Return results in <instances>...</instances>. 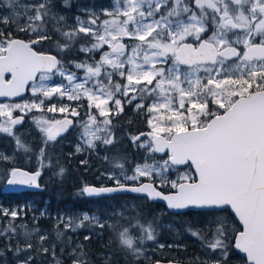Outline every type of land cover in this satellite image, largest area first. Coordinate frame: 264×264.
Here are the masks:
<instances>
[{
	"label": "snow or ice",
	"instance_id": "1",
	"mask_svg": "<svg viewBox=\"0 0 264 264\" xmlns=\"http://www.w3.org/2000/svg\"><path fill=\"white\" fill-rule=\"evenodd\" d=\"M114 3L112 10L100 13L108 18L101 20L97 16L82 21L76 17V25L65 31V18L54 13L52 0L26 4L7 0L10 14L0 15V97H20L30 92L34 99L30 103H0V134L15 141L11 155L0 152V163L14 164L22 150L35 155L38 164L32 172L15 166L5 169L10 177L7 184L40 188L41 171L53 166L50 143L57 142L70 127L81 129L77 153L95 149L97 142L115 146L112 118L124 111L125 103L135 102V110L149 115L151 130L131 136L130 140L146 153H164L167 158L157 161L149 156L132 167L131 175H125V163L119 161L127 162V158L114 156L112 169L104 174L113 186L85 185L80 194H145L148 199L166 202L167 208L177 214L191 209L214 213L231 209L242 223V231L234 229L222 216L208 221L205 229H185L201 241L206 255L214 257L200 264H231L234 249L246 254L249 264H264V0ZM51 32L65 40L63 44L56 42L60 51L84 39L86 43L80 44L79 51L93 56L100 53V59L90 56L72 62L76 69H83V75H78L57 55L44 50ZM19 33L28 39L19 38ZM106 45L108 50L104 51ZM6 75L10 78L6 79ZM57 76L61 79H54ZM120 97L125 98L124 102ZM53 98H86L90 110L87 119L46 118V113L80 116L76 108L66 105L50 103L45 107V101ZM210 103L222 113L214 111ZM93 109L95 114L91 113ZM33 112L40 113L31 116L42 134L38 150L22 140L23 134H17V126H22L25 116ZM179 166L188 171L170 179L169 170H178ZM64 171L61 167L58 175ZM154 177L158 183L153 182ZM142 178L149 182H141ZM161 186L174 191L165 194L159 190ZM0 215L15 221L26 213L23 208H0ZM117 216L123 218V213L113 210L112 217ZM57 220L65 231H75L85 222L105 227L100 217L87 212L75 228L72 217L61 215ZM129 221L117 233L118 244L138 261L145 256V241H156L158 225L155 219L144 223L130 217ZM107 226L113 228L112 224ZM33 235L39 241L35 245ZM63 235L56 232L57 239ZM19 236L12 223L0 228V237L6 241V250L17 258L16 264H34L42 257L64 264L55 244L45 246L48 236L40 234L38 228L31 232L25 229L23 247ZM173 246L180 247L168 245ZM2 255L4 250H0ZM116 255L109 252L104 264H115ZM68 256L72 264H91L82 244L71 248Z\"/></svg>",
	"mask_w": 264,
	"mask_h": 264
},
{
	"label": "rangeland",
	"instance_id": "2",
	"mask_svg": "<svg viewBox=\"0 0 264 264\" xmlns=\"http://www.w3.org/2000/svg\"><path fill=\"white\" fill-rule=\"evenodd\" d=\"M53 1V0H52ZM32 2V0H19L20 4H26V3H30ZM71 4L72 1L71 0H65L62 3V6L60 4L59 9L58 10H53L54 13L58 16H63L65 18V23L67 25V27H65L63 30L68 31L70 30L72 27H74L76 25V17H79L82 21L83 20H89L92 18H95L97 16L100 17V19H105L108 17H104V16H100V13H102L105 9L108 10H112L115 7V3L114 0H100L97 3L95 1H93L90 4H86V5H80L75 12H72L71 9ZM7 5V0H0V15H9L10 14V9H8ZM17 11H20V9H17ZM79 12H85V16L81 15ZM99 23V20H98ZM51 35V33H50ZM21 38H24L23 36H21ZM26 39V38H24ZM78 40V39H77ZM126 43L128 42L127 40L125 41ZM44 50L46 51H50L51 49L50 47H44ZM108 50V46L106 45L104 48V51ZM56 54V53H55ZM57 55V54H56ZM58 56V55H57ZM59 58V57H58ZM100 59V53H98V58L97 61ZM90 62V61H89ZM82 71L77 72L78 75H83V69H80ZM72 71V70H71ZM8 78V77H7ZM54 79L59 80L61 79L60 77H55ZM121 83H123V81H121ZM122 99V102H124L123 97H120ZM34 99V97L30 94V92H28L26 94L25 97L23 98H19V99H9V98H0V103H30L32 102ZM50 103H55L58 106L60 105H66L69 106V108H76L79 107L78 105H87V112L89 113V109H88V102L86 100V98H82L80 101H68L66 98L65 99H59V98H53L51 101H45V107L49 106ZM211 105V104H210ZM110 107H112V105H110ZM210 107L213 108L214 111H217L218 113H221L222 110H218L215 109V107L213 105H211ZM127 109L128 113L130 111V114L127 115V118L124 116V124L120 123V120L117 121V127H124L128 128V130L130 131V133H114L117 143L122 142V140H124V142L127 140L128 142H130V137L131 136H136L138 135V130L135 131V129L131 128V124L132 125H138V120H141V122L139 124L142 123H147L148 124V120H149V115L146 113V111L144 110H135V102L132 105H128L125 103L124 106V111L122 113L119 114L122 115L125 112V109ZM78 111V110H77ZM91 113H95V109L91 110ZM32 115H40V113L37 112H33V113H29L28 115L25 116L26 118V122L23 124V126L17 128V134H23L22 135V140L31 148H33L34 150H38L39 147L41 146V141H42V134L40 133V131L38 130V128L36 127V125L33 123L31 116ZM46 118L48 119H60L64 116H70L69 113H65V114H60V113H46ZM147 115V116H146ZM116 117V116H115ZM97 120L99 121L100 119ZM81 131V129H80ZM112 131L114 132V130L112 129ZM121 132V131H120ZM78 140H72L69 138L63 139L61 140L62 143H64V145H66L68 147L67 151H66V155L70 158L72 157H76L79 155H85L84 160L87 161V163H89L90 160V156L91 154H100L98 152V148L101 146V144L99 142H97V147L95 149H87L85 148L84 151L77 153L75 151L76 149V145L78 143H81L80 140V132L78 133ZM142 140L144 139L141 138ZM56 144V143H55ZM100 146H99V145ZM115 144V145H116ZM129 144V143H127ZM132 147H137L136 145H134L133 143H131ZM54 143H50V146H53ZM106 146H101L102 149H105ZM108 147V146H107ZM15 148V141L12 139V137L7 136L6 134H0V152H3L6 155H11L13 150ZM141 149V148H140ZM141 152L143 154H145V156L149 155V153H146L144 149H141ZM155 154V153H154ZM156 155V154H155ZM157 156V155H156ZM160 157V159H157V161H160L162 158L166 159V156H158ZM100 158V156H99ZM101 160H105L103 156H101ZM54 162L59 163V156L58 154H56L54 156ZM152 162V161H151ZM149 162V163H151ZM143 163V162H142ZM12 166L15 167H22V168H26V169H30L31 167L33 169H37L38 164H37V160L34 157V155L32 154H25L22 150L19 151L17 153L16 156V160L14 162V164H8V163H0V208H4V209H13V207L8 206L7 204L4 203V199L2 197V193L5 187V180L8 177V175H6L5 173V169H8ZM95 171L97 170L99 173L96 175V179L101 178L104 180V178H106V173L109 172V168L107 164H104L101 166V171H99V169H94ZM188 171V169L183 168V169H172L169 170V178L170 179H176V177L179 174H183L184 172ZM41 172L44 173H48L49 175H51V177H61L62 175H58L59 171L56 170V168L54 167V165L50 168L46 167L44 168ZM132 173H130L129 175H131ZM126 175V174H125ZM104 177V178H103ZM147 179L148 178H142V180ZM111 181V180H110ZM112 182V181H111ZM153 182L158 183V180L154 177L153 178ZM123 183V181H122ZM161 188L163 190L169 191L171 189L167 188L166 186H161ZM62 197L61 193L57 194V199L59 200ZM146 201L144 198H128V199H123L117 206H116V211L117 212H122L123 213V218L117 216L115 218L112 217V212L108 213L107 212L104 214H98V213H88L89 215H95L100 217V222L101 223H105V226L108 227V224H112L113 228H108L107 229H100L99 227L95 226V224H89L88 222H85L83 227H79V228H75V224L79 223V218L82 216L83 210H77L74 211V213L65 210V209H58L56 211H52L50 212L49 209L47 207H43L41 209V212H44L45 215L41 216L46 217L47 220H49L48 224L51 226V231H55L57 232L58 230H56L57 228L61 227L62 230H64V226L63 224H59L58 225V220L57 217L63 215L65 218L67 217H72L74 220V224L73 227L75 228V231L69 230V236L70 237V241L68 240V243L63 241L64 244H66L67 247H71V248H75L77 245L82 244L84 246V249L87 253H97V255L101 258L106 257L109 252L112 253H116L117 255L115 256L116 261L123 263V264H131L132 263V256L124 253V252H119L114 251V248L111 247L112 244L108 243L107 241L111 242L112 236L110 234V232L113 233H118L120 231V229L122 227H126L129 224V218L130 217H136L139 218L141 220V222L146 223L148 220L145 219L147 218L148 213L147 212H143L141 209V204ZM161 205V204H160ZM162 207H157L156 208V215L159 216V218L161 219L159 221V223L157 224L158 227L160 228H164L165 230H172V232L174 233V235H179V239L177 238V241L171 240V241H159L158 238L159 237H163V235L165 236L166 233H164L162 235V233L160 232L159 229L158 233L159 235L157 236L156 241H145V256L141 257L139 260H143V261H154L155 260H159L156 255H159V253H162L164 248L168 245H180V247H175L173 246L172 248H176L178 249L176 252H178L177 256H175V254H173L175 257V259L177 260H183L185 263H190L193 262L192 264H200V261H205V260H210V259H214V257L211 256V254L206 255L204 249L201 247V241L198 240L197 238L193 237L190 233H188L187 231H185V227H181L180 225H177L176 222L173 221V219L170 217L169 213L167 211V209L165 208L164 205H161ZM191 215V214H190ZM190 215H186V217H192ZM225 215V214H224ZM183 216V215H182ZM197 219H184V221H189L190 224L192 225V223L194 221H197V226H189L192 227L193 229H205L206 228V224L207 221H211L213 220L216 216H223L222 214H213V212H205L201 214L196 215ZM10 219H7L6 217L0 215V228L3 227L5 225V223L9 222ZM201 222L200 225H198V223ZM230 225L233 226V222L228 220L227 221ZM52 223V224H51ZM185 223V222H184ZM169 225H171V227H169ZM91 228H96L94 230H91ZM33 229V228H32ZM32 229L27 228L28 231H32ZM62 232V231H61ZM99 233V235H98ZM45 234V233H43ZM138 233L134 232L133 235H137ZM47 235V234H46ZM48 237H50L49 235H47ZM85 236H90L91 238L89 240H85ZM115 239H118L117 235L114 236ZM52 238L55 240V237L52 236ZM93 242L92 247L90 246V242ZM158 244H164L165 247L164 248H159ZM64 251V249H63ZM157 253V254H155ZM157 258V259H156Z\"/></svg>",
	"mask_w": 264,
	"mask_h": 264
},
{
	"label": "trees",
	"instance_id": "3",
	"mask_svg": "<svg viewBox=\"0 0 264 264\" xmlns=\"http://www.w3.org/2000/svg\"><path fill=\"white\" fill-rule=\"evenodd\" d=\"M65 0H53L52 1V5H53V10H58L59 9V6L61 4L62 6V3L64 2ZM72 1V4H71V11L72 12H75V10L80 6V5H88L90 3H92L93 1H95L96 3L100 0H71ZM81 15H84L85 16V12H79ZM19 37L23 36L24 38L28 39V36H26L25 34L23 33H19L18 34ZM59 41L61 44L65 43V40L63 37H61L58 33H55V32H51V40L47 43L44 44L43 47H50L51 49V52L53 53H56L59 57L60 60H62L66 65H68L69 69L72 70V71H77V72H80L82 70L80 69H76L73 65L72 62H81V61H84L86 59H89V57L91 56L92 58H94L95 60H97L98 58V53L94 54H86V53H82L79 51V47H80V44H83V43H86V41L84 39H78L76 40L71 46L69 49H65L64 51H60L59 48H57L56 46V42ZM38 47V50H39V46ZM91 62V60H89ZM211 104V103H210ZM211 106V105H210ZM87 107H84L83 108V117L82 119H84L85 117H87ZM124 114L123 113L122 115L120 116H117L115 117L114 120H112V123L114 125L113 127V130H114V133H124V131H126V133H130V131L128 130V128L126 127H117V121L120 120V123L124 124L123 120H124ZM147 116V115H146ZM137 121L140 123L141 120H138ZM138 125L136 124L135 125V128L138 130V135L140 133H145L147 131H150V127L147 123H142V124H139ZM121 131V132H120ZM56 143V144H55ZM53 146H49V154L53 157V165L54 167L56 168L57 171L60 170V168L62 167L65 171L63 173V175L61 177H59V180L58 182H54V181H51L50 180V183H49V194H53L56 190L55 186L57 184H61L60 187H62L63 189H74L75 187V192H74V200H76V202L78 203L79 207L81 209H83L84 207L87 206V203L86 201L84 200V196L85 195H81L80 194V190L82 189L83 186H85L86 184H89V183H92V184H97L99 183L98 180L96 179V175L99 173L97 170L95 171L94 169H99V171H101V166L104 165V164H107L108 165V168L109 170L112 169L113 167V163H115V161H112V157L114 156H124L127 158V162L121 160L119 162L121 163H125V174L126 175H129L131 172V169L132 167L135 166V164H138V163H142L145 161L146 158H148L149 156L151 157H154L155 160L157 159H160V157L156 156L154 153L152 154H149L147 156H145V154H143L141 152V149L138 148V147H132L131 143L132 141L130 140V142H128L127 140L124 142V140H122V142H119L118 144H116L115 146H112V145H108V147L106 146L105 149H102L101 145L99 148H98V152L100 154H91L90 156V160H89V163H87L86 165H82L81 164V161L84 160V155H79V156H76V157H68L65 153L68 149V147L66 145H64V143H62L60 140H57V142H55ZM129 143V144H127ZM58 154L59 156V163L57 162H54V156ZM100 156V158H99ZM101 156L103 157H108L109 159L108 160H101ZM34 157L36 158V156L34 155ZM148 162H151V159H148ZM32 169V167H31ZM118 171V170H117ZM104 178V177H103ZM77 180L79 181L77 183L76 186H74V181ZM104 180L106 181V183L108 184H112V182L110 180H108L107 178H104ZM166 191V190H165ZM157 207H162L160 204H157L155 202H150L148 200L144 201L142 204H141V209L143 212H147L148 215H147V220H153L155 219V222L156 224L159 223V221L161 220L159 218L158 215H156V208ZM106 213V212H105ZM170 217L173 219L174 222H176L177 225H180L181 227H185V228H188L189 226H197V221H194L192 223V225H189L190 222L189 221H184V219L188 218V219H194L196 218L197 219V216H196V213L195 212H192L190 216L192 217H186V216H182V215H175V214H169ZM50 229H51V226H50ZM96 228H91V230H94ZM158 229L160 230V232L162 233V235L164 233H166V235L161 238L159 237L158 240L159 241H171V240H174V241H177V238L179 239V235H174V233L172 232V230H165L164 228H160L158 227ZM56 230H59V231H62L64 233V235L60 238V239H57V242H58V246L60 247L61 244L64 246V247H67L66 244L63 243V241L67 242L68 243V234H69V230L65 231V230H62L61 227L57 228ZM107 234H110L112 236V241L109 242L107 241L108 243L112 244L111 247L114 248V251H118L120 250V252L122 253L123 251L121 250V248L119 247V244H118V239H115L114 236H116L117 234L116 233H113V232H110V233H107ZM90 246L92 247L93 245V242L91 241L90 242ZM178 249L176 248H172V247H168L166 246L163 250L162 253H159V255H156L157 258H161L163 260H175V256H177L178 252H176ZM58 252H61V250H58ZM157 254V253H155ZM175 254V256L173 255ZM193 262H190V263H187L186 264H192Z\"/></svg>",
	"mask_w": 264,
	"mask_h": 264
},
{
	"label": "flooded vegetation",
	"instance_id": "4",
	"mask_svg": "<svg viewBox=\"0 0 264 264\" xmlns=\"http://www.w3.org/2000/svg\"><path fill=\"white\" fill-rule=\"evenodd\" d=\"M85 107V105H79V107H77L78 112L80 113L79 117H73L70 115V117L73 118V120H79V121H83L82 120V113H83V108ZM87 107V105H86ZM128 108L125 109V114L124 116L127 118V115L130 114V111L128 113L127 111ZM222 113V111H221ZM95 114V113H93ZM98 119H101L99 116H97ZM117 117V116H116ZM87 119V117L85 118V120ZM115 119V116L112 118V120ZM131 128L135 129V131H137V129L135 128V125L131 124ZM80 132V128L79 126L76 127H72L71 130L69 131V133L65 136L60 138L59 140H63L66 138L72 139L77 141L78 140V133ZM99 145V144H98ZM100 146V145H99ZM85 158V155H84ZM31 170H36V169H31ZM10 177L8 176L5 180V186L7 183V180ZM51 181H56V183L59 180V176L58 177H51V175H49L48 173H44L42 172V176L41 179L39 181L40 184V189L38 190H32V189H28V190H23V191H7L4 187L3 193H2V197L4 199V203L7 204L8 206L13 207V209H20L23 208L24 212L26 213V215H24L22 218H18L15 221H9L7 223H5V226H7L9 223H12L13 225L17 226V232L20 233V236L18 237L20 246L23 247L24 244V237H23V232L25 231V229L30 228V229H34V228H38L40 230V234H47L50 237H48L47 241H45V246H51L53 244L56 245V253L58 256H60L63 261L64 264H72L71 262V258H69L68 253L71 250V247H64L62 244L59 247L58 246V242H57V237H56V232L55 231H51L50 230V225L48 224L49 220H47L46 217H41L40 213H41V209L43 207H47L49 209L50 212L52 211H56L58 209H65L68 210L72 213H74V211L77 210H83V212H87V213H100V214H104V212L110 213L113 210L116 209V206L123 200V199H128V198H135L129 195H112V196H103V197H98V198H93V197H88V196H84V200L87 203V206L84 207L83 209H81L78 205V203L76 202V200H74L73 197L74 196V192H75V187L74 189H63L61 186V184H57L55 186L56 190L53 194H49V183ZM99 183L97 184H93V185H112V184H108L106 183L105 180L98 178L97 179ZM79 181L75 180L74 186L77 185ZM92 183L86 184V185H91ZM61 193L62 197L59 200L57 199V194ZM195 212L196 215L205 213V212H212L210 210H199V211H192ZM192 212H188L185 213L183 216L186 215H190ZM213 214H219V215H223L222 217H224L227 221L230 220L233 222V228L238 230V231H242L243 230V226L239 223V221L237 220V218L235 217L234 214H232V212L230 210H228L227 212H213ZM225 214V215H224ZM34 217H36V219H34ZM7 219H10L9 217H6ZM208 222V221H207ZM50 223V222H49ZM52 224V223H51ZM201 222L198 223V225H200ZM21 225H23L24 227H20ZM1 227V228H3ZM104 229H108V227H104L102 230ZM31 232V231H29ZM52 236L55 237V240L52 238ZM32 242L33 244H37L38 238L36 235H33L32 237ZM64 249L63 253L62 252H58V250ZM0 250H4V255L0 256V264H16V257L13 256V254L11 252H8L6 250V241L0 237ZM231 256V264H249V262L247 261L246 255H242L239 252H237L235 249L233 250V252L230 254ZM23 258V255L20 256V259ZM87 259H89L91 261V264H104V258H101L97 255V253H88V257ZM157 259V258H156ZM159 260H155L154 261H143V260H135L132 257V263L131 264H154L157 261H162L163 259L158 258ZM171 260V259H169ZM177 261H182L183 260H177ZM185 263V262H184ZM34 264H54V262L52 261V259L50 257H42L39 260H37L36 262H34ZM115 264H123L120 263L118 261H116L115 259ZM186 264V263H185Z\"/></svg>",
	"mask_w": 264,
	"mask_h": 264
},
{
	"label": "water",
	"instance_id": "5",
	"mask_svg": "<svg viewBox=\"0 0 264 264\" xmlns=\"http://www.w3.org/2000/svg\"><path fill=\"white\" fill-rule=\"evenodd\" d=\"M19 38H21V37H19ZM21 39H24V38H21ZM51 54L56 55V54L53 53V52H51ZM57 58H58V56H57ZM58 59H59V58H58ZM7 77L10 78V75H6L5 78L8 79ZM29 84H31V82H29ZM27 93H28V92L22 93L20 97H10V98H9V97H0V98L19 99V98H23V97H25ZM62 118H64V117H62ZM62 118H60V119H62ZM67 118L73 120L72 117H68V116H67ZM25 122H26V118H25ZM25 122H24V123H25ZM22 126H23V125H22ZM19 127H21V126H17V128H19ZM71 128H72V127H70L69 130H68L66 133H64V134L62 135V137H64L65 135H67V134L69 133V131L71 130ZM147 132H149V131H147ZM147 132H145V133H147ZM59 138H61V137H58L57 139H59ZM141 138H143V137H141ZM155 154H156L157 156H165L164 153H155ZM19 168H22V167H19ZM182 168H184V167H183V166H179L178 169H182ZM23 169H25V170H27V171H29V172L35 171V170L26 169V168H23ZM41 176H42V172H41ZM41 176H40V178H39V181H40V179H41ZM9 179H10V178H9ZM39 181H38V182H39ZM141 182H143V183H147V182H149V180H143V181H141ZM91 185H93V184H91ZM96 186H100V185H96ZM105 186H113V185H105ZM40 188H41V187H40ZM40 188H36V187H34V186H27V185H8L7 183H6V186H5V189H6L7 191H23V190H28V189L38 190V189H40ZM159 190L164 191L162 188H159ZM173 191H174V190H173ZM164 192H165V194H168L169 191H164ZM112 195H130V196H135V197L145 198L146 200H148V201H150V202H156V203H158V204L164 205L165 208L167 209V211H168L169 213L176 214V215H181V214H177L174 210H170V209H168V208H167V205H166V202H164V201H162V200H159V199H157V200H151V199H148V198H146V195H145V194L131 193V192H121V193L107 194V195H104V196H112ZM101 197H103V196H101ZM93 198H98V197H93ZM199 210H201V209H191V210H187V211L184 212V213H187V212H189V211H199ZM229 210L232 212L231 209H229ZM184 213H183V214H184ZM232 214H234V213L232 212ZM234 215H235V214H234ZM235 217H236L237 220L239 221V219H238V217H237L236 215H235ZM239 223L242 225V223H241L240 221H239ZM236 251L239 252V253L242 254V255H246V254L240 252L239 250H236ZM158 262H159V264H184V263L181 262V261H175V260L158 261ZM154 264H156V262H155Z\"/></svg>",
	"mask_w": 264,
	"mask_h": 264
}]
</instances>
